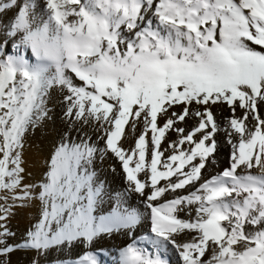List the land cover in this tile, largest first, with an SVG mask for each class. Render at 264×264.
<instances>
[{
	"label": "snow or ice",
	"instance_id": "snow-or-ice-1",
	"mask_svg": "<svg viewBox=\"0 0 264 264\" xmlns=\"http://www.w3.org/2000/svg\"><path fill=\"white\" fill-rule=\"evenodd\" d=\"M13 8L0 20V190L20 188L13 200L38 199L41 218L8 243L14 233L6 221L25 205L0 204V257L30 251V264H40L53 249L58 257L78 246V257L47 264H102L106 249L92 245L122 235L118 264H170L169 251L181 264H264V0H43V19L35 0L0 3V13ZM62 34L89 43L65 41L54 73L30 62L41 57L36 37L60 41ZM9 42L13 52L5 54ZM54 86L66 90L64 116L91 125L104 147L80 128L78 141L65 133L33 197V185L21 187L23 140L48 118ZM218 104L229 110V166L200 182L202 170L217 165ZM188 119L190 129L177 126ZM141 125L125 148L126 127L134 134ZM170 131L176 139L165 148ZM106 153L144 211L119 198L102 209L94 162ZM255 168L260 174L249 171Z\"/></svg>",
	"mask_w": 264,
	"mask_h": 264
},
{
	"label": "bare ground",
	"instance_id": "bare-ground-1",
	"mask_svg": "<svg viewBox=\"0 0 264 264\" xmlns=\"http://www.w3.org/2000/svg\"><path fill=\"white\" fill-rule=\"evenodd\" d=\"M7 0H0V3H5ZM37 8L36 13L40 15V18H46V10L43 8V0H35ZM16 12L13 8L8 10L6 13H0V20L6 17H12ZM0 40H3V36L0 35ZM5 54L13 52V49L3 48ZM26 58H30V50H25ZM30 62L34 63V59L30 58ZM66 90L57 88L54 86L49 90L46 106L50 111L48 112V118H45L38 127L33 131L31 128L28 129L23 140V150H22V163L23 168V181L22 185H33L31 192L33 197L40 191L39 187H36L39 181L44 179V174L48 170V161L59 142H61L65 133H68L69 139L75 138L79 140V134L76 131L80 128L83 132L88 133L91 136V140L97 143L98 147H103V140L97 141V135L93 131L91 125H83L82 122H75L72 117H65L64 111L66 109V104L63 102V96L66 95ZM179 111V108L175 109ZM212 111L216 114V119L218 124H222L221 131L216 134V139L219 142V148L216 153L217 165H210L206 169L202 170V182L206 180L209 176L220 172L221 169L229 166V147L225 144V133L223 131L224 117L228 116L229 110L223 104H218L212 106ZM264 111V109H262ZM160 122L163 123V117H160ZM194 124L192 119L186 120L182 124H178V127H185L190 129ZM71 126V127H70ZM142 130V125L138 126L135 133L133 134L130 126L126 127V133L128 135L127 139L122 140L123 146L129 148L134 145L135 138L139 135ZM176 139V133L170 131L167 134V139L163 142V147H167L168 141ZM167 154V153H166ZM121 164L111 153H106L105 157L101 161L100 155L97 154L94 162V169L97 173L96 180L98 182H103V192H102V209L104 211H109L116 204L117 198H119L123 205L128 208H137L140 211H144L143 198L138 194L128 190V182L123 176V171L120 169ZM114 167V171L111 168ZM254 170V169H253ZM252 172V170H249ZM239 174H245L244 169H240ZM143 179V175L140 176ZM18 190V189H17ZM20 190V189H19ZM191 188H186L185 190H178V194H183V192L191 191ZM15 193V192H14ZM13 193V194H14ZM170 198L166 196L165 199ZM26 201V202H25ZM25 207H18L14 210V215L9 216L6 221L11 232L14 236L8 237V243H14L20 241L24 238L25 233L41 218V204L38 199L25 200ZM194 215V213H193ZM180 216L186 217L184 212L180 213ZM142 231V229H137V232ZM126 243V238L122 235H114L111 239H104L92 245V249L96 250L101 245L106 249V252L100 253V259L102 264H118L117 251L123 247ZM80 247L76 246L71 249L70 252L67 250H62L58 253L53 249L40 264H47V262L53 259L59 258L64 259L65 257H74L79 252L83 251ZM34 255L33 252L16 251L11 253L10 256L2 257V261L7 262V264H28L30 257ZM106 255V256H104ZM168 256L170 257V264H181L178 254L174 251H169ZM211 253L209 252L205 259H209Z\"/></svg>",
	"mask_w": 264,
	"mask_h": 264
},
{
	"label": "clouds",
	"instance_id": "clouds-1",
	"mask_svg": "<svg viewBox=\"0 0 264 264\" xmlns=\"http://www.w3.org/2000/svg\"><path fill=\"white\" fill-rule=\"evenodd\" d=\"M35 40L37 41L38 45H40L41 57L38 59L36 55H33L34 63L40 65L41 67H47L48 65H51V67L47 68V71L49 73L55 72L56 63L61 58L65 41L70 47L74 45L83 47L84 45L89 43L86 35L79 34H71L67 37H64L62 34L60 41H55L51 38H49L48 40H44L43 37L39 36L36 37ZM30 43L31 41L29 42V44Z\"/></svg>",
	"mask_w": 264,
	"mask_h": 264
},
{
	"label": "rangeland",
	"instance_id": "rangeland-1",
	"mask_svg": "<svg viewBox=\"0 0 264 264\" xmlns=\"http://www.w3.org/2000/svg\"><path fill=\"white\" fill-rule=\"evenodd\" d=\"M9 47H10V42L9 43H7L5 46H4V48H8L9 49ZM57 88H59L58 86H56ZM224 124H225V122H224ZM220 125V124H219ZM222 125V124H221ZM220 125V126H221ZM103 147H104V145H103ZM121 169V168H120ZM256 169H258V168H255L253 171L254 172H252V173H257L258 172V174L260 173V170L258 169V171L256 172L255 170ZM240 171V169H238V172ZM18 189V190H17ZM20 188H16L15 190H0V197H7V200L5 201L4 199H0V204H5V205H19V204H21V203H23L24 204V201H20V200H13L12 199V197L15 195V194H18L19 192H20V190H19ZM15 192V193H14ZM14 193V194H13ZM26 202V201H25ZM25 207V206H24ZM16 208H18V207H14L13 208V211L14 210H16ZM20 208H22V207H20ZM34 255H35V253H34ZM28 257H30V261H31V259H32V257H33V255L32 256H28ZM44 259H45V256H41L40 257V262H42V261H44ZM3 259H2V257H0V261H2ZM30 261L28 262V264H30Z\"/></svg>",
	"mask_w": 264,
	"mask_h": 264
}]
</instances>
